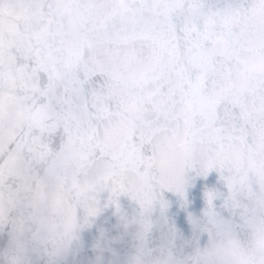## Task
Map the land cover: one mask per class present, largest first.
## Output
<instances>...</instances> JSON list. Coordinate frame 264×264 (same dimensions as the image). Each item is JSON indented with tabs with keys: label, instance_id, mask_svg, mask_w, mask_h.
Returning <instances> with one entry per match:
<instances>
[{
	"label": "snow or ice",
	"instance_id": "obj_1",
	"mask_svg": "<svg viewBox=\"0 0 264 264\" xmlns=\"http://www.w3.org/2000/svg\"><path fill=\"white\" fill-rule=\"evenodd\" d=\"M0 264H264V0H0Z\"/></svg>",
	"mask_w": 264,
	"mask_h": 264
}]
</instances>
